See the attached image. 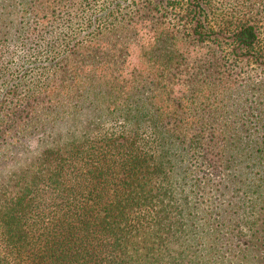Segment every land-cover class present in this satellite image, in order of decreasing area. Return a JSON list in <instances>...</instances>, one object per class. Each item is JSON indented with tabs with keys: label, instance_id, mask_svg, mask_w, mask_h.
Segmentation results:
<instances>
[{
	"label": "trees",
	"instance_id": "trees-1",
	"mask_svg": "<svg viewBox=\"0 0 264 264\" xmlns=\"http://www.w3.org/2000/svg\"><path fill=\"white\" fill-rule=\"evenodd\" d=\"M0 264H264V0H0Z\"/></svg>",
	"mask_w": 264,
	"mask_h": 264
}]
</instances>
